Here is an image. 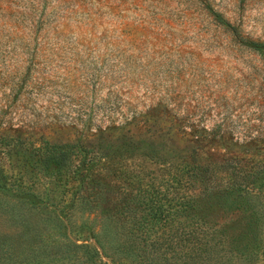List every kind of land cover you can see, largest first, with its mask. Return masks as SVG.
<instances>
[{"label": "rangeland", "instance_id": "rangeland-1", "mask_svg": "<svg viewBox=\"0 0 264 264\" xmlns=\"http://www.w3.org/2000/svg\"><path fill=\"white\" fill-rule=\"evenodd\" d=\"M253 41L264 42V0H0V138L11 153L0 148L14 187L0 191V257L95 245L73 183L29 166L46 140L92 148L99 134L153 135L188 157L264 159Z\"/></svg>", "mask_w": 264, "mask_h": 264}, {"label": "trees", "instance_id": "trees-1", "mask_svg": "<svg viewBox=\"0 0 264 264\" xmlns=\"http://www.w3.org/2000/svg\"><path fill=\"white\" fill-rule=\"evenodd\" d=\"M251 44L264 55V42ZM165 138L99 134L92 148L51 140L36 147L29 166L73 183L74 200L94 216L87 232L95 245L67 243L59 257H0V264H107L102 257L112 264H260L264 159L202 160ZM4 154L0 148V191L9 192ZM26 190L19 185L17 195L38 197Z\"/></svg>", "mask_w": 264, "mask_h": 264}]
</instances>
